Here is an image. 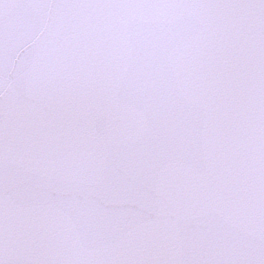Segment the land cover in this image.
<instances>
[{
	"label": "snow or ice",
	"instance_id": "obj_1",
	"mask_svg": "<svg viewBox=\"0 0 264 264\" xmlns=\"http://www.w3.org/2000/svg\"><path fill=\"white\" fill-rule=\"evenodd\" d=\"M0 264H264V0H0Z\"/></svg>",
	"mask_w": 264,
	"mask_h": 264
}]
</instances>
